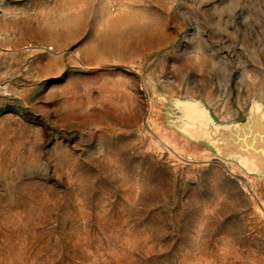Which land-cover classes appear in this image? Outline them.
I'll return each mask as SVG.
<instances>
[{
    "label": "rangeland",
    "instance_id": "obj_1",
    "mask_svg": "<svg viewBox=\"0 0 264 264\" xmlns=\"http://www.w3.org/2000/svg\"><path fill=\"white\" fill-rule=\"evenodd\" d=\"M0 264H264V0H0Z\"/></svg>",
    "mask_w": 264,
    "mask_h": 264
}]
</instances>
